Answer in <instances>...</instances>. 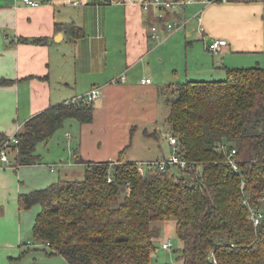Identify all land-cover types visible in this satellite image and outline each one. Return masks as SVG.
Returning <instances> with one entry per match:
<instances>
[{
    "label": "crops",
    "instance_id": "obj_1",
    "mask_svg": "<svg viewBox=\"0 0 264 264\" xmlns=\"http://www.w3.org/2000/svg\"><path fill=\"white\" fill-rule=\"evenodd\" d=\"M36 1L31 6L23 0H0V78L9 80L0 84V133L9 137L33 114L94 86L101 96L93 101L91 121L67 118L56 130L61 131L49 137V151L35 148L36 162L12 166L0 161V264H21L30 246L50 250L33 242L39 204L32 213L21 209L19 193L59 177L79 179L85 163L78 159L113 161L122 149L138 163L169 156L166 92L170 97L179 83L222 79L228 69L262 65L264 59V0H193L164 10L163 18L186 23L171 32L161 26L160 40L149 35L152 23H162L160 11L144 10L142 0ZM69 22L80 27L78 32L64 26ZM209 38L226 43L210 51ZM121 73L126 79L112 82ZM179 77L183 80L174 81ZM145 78L150 81L143 82ZM164 105L167 126L161 128ZM62 138L66 147L58 160L66 157L68 165L61 171L50 152L64 144Z\"/></svg>",
    "mask_w": 264,
    "mask_h": 264
},
{
    "label": "trees",
    "instance_id": "obj_2",
    "mask_svg": "<svg viewBox=\"0 0 264 264\" xmlns=\"http://www.w3.org/2000/svg\"><path fill=\"white\" fill-rule=\"evenodd\" d=\"M172 92L166 98L170 132L178 154L201 164V175L172 166L145 165L140 172L125 149L113 161L78 159L85 163L82 178L59 177L19 193L21 209L40 206L34 240L70 264H152V222L174 217L182 264H264V65L234 67L222 79H189ZM92 116L93 102L73 100L33 114L15 134L14 164L36 162V145L67 118ZM6 137L0 133V144ZM232 149L239 171L227 161ZM244 192L263 211L257 225L248 218Z\"/></svg>",
    "mask_w": 264,
    "mask_h": 264
},
{
    "label": "built area",
    "instance_id": "obj_3",
    "mask_svg": "<svg viewBox=\"0 0 264 264\" xmlns=\"http://www.w3.org/2000/svg\"><path fill=\"white\" fill-rule=\"evenodd\" d=\"M25 4L35 6L38 4L36 0H23ZM193 1V0H142L141 7L144 10L150 9H157L160 11L158 15V21L162 20V23H152L149 27V35L151 38L155 40H160V27L163 26L165 30L171 32L173 30L178 29L179 27L183 26L186 23V20L183 18L178 19H165L163 18L164 10H176L182 8L186 3ZM204 3H211L213 1L218 0H198ZM226 1V0H221ZM73 4L80 3V0H72ZM226 40L222 38L212 39L210 43H207V47L210 51H216L221 45L225 44ZM126 79V75L121 73L117 78L112 79V82L116 83L117 81H124ZM143 82H149L150 78L142 79ZM101 96V90L98 86L92 87L86 93L79 95L78 97L72 99L75 102H81L83 104H90L96 98ZM19 131V127L16 128L15 132L6 137V139L0 144V161L5 163L6 165H15L14 162L10 159V153H15V148L13 145L16 144L18 141L17 136L15 135ZM168 143L171 146V154L165 158L154 160V161H147L145 163H139L138 170L143 172L145 169V165L149 167H158L163 169L167 166L175 167L179 171H196V174L199 176L201 175V164L196 160L187 159L178 154V144L177 138L173 134L168 135ZM227 161L230 164L231 168L234 171H239L240 166L238 160L235 158V150L232 149L228 156ZM144 164V165H142ZM128 187V183H126ZM241 188H244V181L241 182ZM264 193V190H263ZM243 203L248 207V218L252 221L254 225H257L260 222V219L263 216V211L261 209L255 208L252 205L249 196L244 192L243 194ZM171 239L168 237L161 242V246L163 248L171 247ZM214 259V258H213Z\"/></svg>",
    "mask_w": 264,
    "mask_h": 264
},
{
    "label": "rangeland",
    "instance_id": "obj_4",
    "mask_svg": "<svg viewBox=\"0 0 264 264\" xmlns=\"http://www.w3.org/2000/svg\"><path fill=\"white\" fill-rule=\"evenodd\" d=\"M262 65H264V59L261 61ZM180 78V77H179ZM211 79H220V78H211ZM175 80H183V78H176ZM167 95H170L169 92H166ZM165 114H166V106L164 105L162 107V111L159 115V120L158 124L159 126L164 127L167 126V122H165ZM64 123V122H63ZM60 130V129H59ZM58 130V131H59ZM56 131V133L58 132ZM61 131V130H60ZM59 131V132H60ZM49 139V138H48ZM48 139H46L44 142H39L36 147H38L40 150L46 152L47 150L49 151L48 147ZM156 139V138H155ZM61 140H64V144L62 143L60 148L57 149H52L50 154L57 159V166L55 169L57 170L60 169L61 171L63 170L62 168L68 165V159L66 157H62L61 160H58L60 158L59 151L61 150L62 152L64 151L63 148L66 147V138H62ZM161 146H163V149H166L165 145V136L162 135L160 136ZM43 154V153H39ZM144 165V164H142ZM68 169L69 167H72L71 164L67 166ZM73 170V169H71ZM175 172L177 171L176 168H174ZM179 171V170H178ZM80 172V171H79ZM70 173V171H69ZM73 174H76V169L73 170ZM63 176V175H62ZM83 177V175H82ZM80 177V178H82ZM38 204H33L30 208L27 209L29 213H32L34 211V208L37 207ZM152 225L157 229V236L155 238V250L151 254V262L152 264H182V261L177 257L179 255V249L182 246L181 241L178 239L176 232H175V218L170 217L168 219H163V220H156L152 222ZM171 239V247L169 248H163L161 246V241L163 239L167 238ZM32 239V237L30 238ZM33 242H37L36 240H33ZM41 247V246H40ZM30 250L27 252V256L21 260V264H70L62 255L60 254H53V255H48V250L47 248H40L37 251L35 250L36 248L30 246ZM177 249V251H175ZM50 253V252H49ZM17 264V263H13Z\"/></svg>",
    "mask_w": 264,
    "mask_h": 264
},
{
    "label": "water",
    "instance_id": "obj_5",
    "mask_svg": "<svg viewBox=\"0 0 264 264\" xmlns=\"http://www.w3.org/2000/svg\"><path fill=\"white\" fill-rule=\"evenodd\" d=\"M212 41L211 38L207 39L206 43H210Z\"/></svg>",
    "mask_w": 264,
    "mask_h": 264
}]
</instances>
